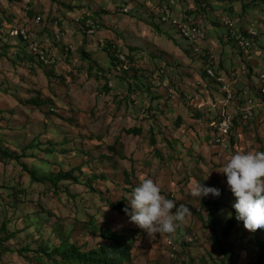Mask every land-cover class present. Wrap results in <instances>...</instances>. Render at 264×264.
Instances as JSON below:
<instances>
[{
    "label": "rangeland",
    "instance_id": "1",
    "mask_svg": "<svg viewBox=\"0 0 264 264\" xmlns=\"http://www.w3.org/2000/svg\"><path fill=\"white\" fill-rule=\"evenodd\" d=\"M130 1L0 4L8 32L0 38V232L8 223L0 235V264H61L60 256L36 253L52 254L65 241L84 252L99 248L105 242L89 231L93 221L100 230L137 235L130 264H258L255 231L239 221L224 235L235 217V197L217 171L237 152L263 150L264 116L240 122L233 138L218 145L211 127L218 114L198 115L187 94L203 84L202 104L211 107L223 99L220 85L205 77L208 66L200 54L207 49L221 60L218 73L235 68L250 83V93H257L264 75V0ZM167 11L181 23L193 20L203 37L192 42L172 22H162ZM87 17L92 28L83 26ZM227 22L237 32L260 35L261 54L256 47L252 55L262 67L231 40ZM21 27L57 55V65L18 60L24 44L9 38V29ZM110 46L115 58H126L119 72L105 52ZM245 91L237 90L240 99ZM33 100L41 107L28 105ZM178 110L191 112V118L181 119ZM133 129L141 133L128 134ZM24 167L46 180L80 169L75 176L81 184H38ZM127 175L135 184L151 178L165 198L187 205L192 215L173 234L144 232L110 209L123 198L131 200ZM197 184L216 187L221 195L194 196ZM206 200L220 206L204 205Z\"/></svg>",
    "mask_w": 264,
    "mask_h": 264
},
{
    "label": "clouds",
    "instance_id": "2",
    "mask_svg": "<svg viewBox=\"0 0 264 264\" xmlns=\"http://www.w3.org/2000/svg\"><path fill=\"white\" fill-rule=\"evenodd\" d=\"M208 64L207 60V66ZM235 72L232 71L233 74ZM202 85L199 84L200 87ZM257 96H259L258 90ZM241 105H245L242 100ZM209 108L206 106L201 110L209 111ZM217 172L226 176L228 188L235 197L232 207L235 210L236 220L243 222L245 229L250 231L264 229V151L237 152L231 155L227 163ZM192 194L202 199L210 195L219 197L221 190L197 184ZM131 197L129 203L131 211L129 208H125L124 211L129 216L130 222L149 234H173L186 217L192 215L187 205H177L174 200L165 198L161 194L159 185L151 178L142 179L134 188ZM231 215L229 213L228 218H231Z\"/></svg>",
    "mask_w": 264,
    "mask_h": 264
},
{
    "label": "trees",
    "instance_id": "3",
    "mask_svg": "<svg viewBox=\"0 0 264 264\" xmlns=\"http://www.w3.org/2000/svg\"><path fill=\"white\" fill-rule=\"evenodd\" d=\"M2 1L3 0H0V4ZM128 1L131 2L130 0H124V2L126 4ZM122 11H124V10H122ZM168 13H169L168 11L163 13L162 19ZM86 19L87 20L82 22L84 28H87V26H88L87 24L90 21H91L92 25L94 26V22L91 20V17H87ZM185 21H187L189 23H193V20H189V21L185 20ZM78 22H80V21H78ZM3 25H4V23H2L0 21V38H2L3 35H6V33H8L6 28ZM88 27L92 28L91 26H88ZM11 30H13V29H9L10 32H11ZM10 32H9V38H12L10 36ZM243 32H244V35L246 36V38L254 39L247 31H243ZM180 34H181V32H180ZM12 39H14V38H12ZM20 40L24 44V47H22L21 51L18 50L19 51L18 53L21 52V54H18V60H21L23 62H29V63L30 62L31 63L37 62L40 65L45 66V65H43V63H41L37 59V57L35 55L30 53L28 45L22 39H20ZM231 40L236 41V43L240 47L238 40L233 39L232 37H231ZM255 40L257 41L258 38L257 39L255 38ZM10 46H11V44H10ZM111 51H112V46L109 47V50L105 49V52H108L110 59L113 61L111 63V69L114 68L115 71L119 72L120 70H122L124 68L123 66L125 65V62L121 60V57L115 58L112 55ZM189 53L191 54V52H189ZM209 59L204 58V60H206V61ZM53 66H55V65H53ZM53 66H47V67H53ZM205 77L210 82H212V84L211 83H209V84H211V85L219 84L220 85V83L217 80H214L209 76L207 70L205 71ZM242 103L243 104L245 103V99H242ZM28 105L35 106L38 108L41 107V104L35 100L28 102ZM196 110L200 114L213 115L209 111H204V110H201L199 108H197ZM217 117L218 116L216 115L214 118H217ZM236 125H237V127L240 125V122L238 119L236 120ZM140 133H141V130H136V129L128 131V134H130V135H132V134L139 135ZM213 133H214V130H213ZM233 142L235 143V139H233ZM29 149H31V148H29ZM28 151H30V150H28ZM262 151H264V146H263ZM24 169L26 170L28 175L32 178L33 182L38 183V184H43V183H46L48 181L50 183L54 184L55 186L57 185V183H60V182H73V183H76L78 185L81 184L78 177L75 176L77 171H81L80 169L74 170L73 172H70V173H62L61 172L60 174H58L56 176L55 179H50V180H46L44 178L40 179L32 171L28 170L25 167H24ZM126 180H127L126 181L127 185L128 184L132 185V189H128L129 192L132 193L134 188L138 184H135L132 181V178H130V175H127ZM98 194H99V192H98ZM99 195L102 196L103 194L100 193ZM129 203H130V200H128L127 198H123L121 201H118V203H116L114 205L111 204L110 209L116 213H120L122 216L127 217L128 215L125 213L124 209L129 208V211H131ZM209 204L213 205V206H217V207L220 206V203H216V202H213L211 200H206L204 202V205L208 206ZM233 212L235 214V210H233ZM212 220H214V219L212 218ZM91 223L93 226H90L89 228H92L93 231L92 230H89V231L94 235H97L99 232L101 240L103 242H105V244L100 245L99 248H96L94 250H90L89 252L88 251L84 252L83 248L79 247L78 244L70 245V243H68L69 241H65L62 243L60 248H58L52 254H49L45 250H42L41 252H37L36 254L38 256L43 254L44 256H46L48 258H54V257L60 256L61 257V264H130L132 261V249H133L134 242L136 241L137 235L133 234V239H130L129 237H126V236L122 235L121 233H119L115 230H106V229L100 230L97 227H94V221ZM238 224H239V221H237L235 217L230 219L225 226L224 235L227 236V235L231 234L237 228ZM7 228H8V223H4L3 228L0 232V235L2 232L6 233ZM255 233H256V238L255 239L252 238L253 240H255L252 242H253V244H254V242L257 243L258 248H259L258 264H264V229H257V230H255ZM24 251H28V250H24ZM20 252H23V251H20Z\"/></svg>",
    "mask_w": 264,
    "mask_h": 264
},
{
    "label": "built area",
    "instance_id": "4",
    "mask_svg": "<svg viewBox=\"0 0 264 264\" xmlns=\"http://www.w3.org/2000/svg\"><path fill=\"white\" fill-rule=\"evenodd\" d=\"M42 17L39 16L36 19V23L40 24ZM163 22L172 24L179 29L181 35L185 36L192 42H197L200 38L203 37V29L201 26L194 23H189L184 21L181 23L176 18H173L169 13L165 15L162 19ZM227 27L230 29L231 37L239 41V45L243 52L250 53L254 49V42L259 37V34L256 31L249 30L248 33L254 38H246L244 32L236 31V24L233 22H227ZM12 38L22 39L29 47L30 53L35 55L37 59L43 63V65L53 66L58 63V57L56 54L51 53L47 48L42 46L39 42L34 41L33 36L30 30L26 27L14 28L10 32ZM203 56H206L205 54ZM122 61H126L125 57H121ZM208 69L207 72L209 76L217 80L224 94L222 101L219 103H212L209 108L210 113H215L216 110L221 112H216L218 115L217 119L212 123L211 127L214 130L215 141L218 145H226L228 141L232 138L236 130V120L240 122H249L256 118L258 114L264 116V75L262 76L261 84L258 90L259 96H254L250 91H245L241 94V99L238 96V92L234 90L233 85L228 81L224 76L220 75L216 69V62L212 57L208 60ZM233 77L236 78L237 75L233 74ZM202 85V84H200ZM245 99V105L242 106L241 102L237 106L236 101ZM190 99V98H189ZM192 99V98H191ZM234 106V107H233ZM234 109V112H230L229 108ZM206 108L205 104L199 106V109Z\"/></svg>",
    "mask_w": 264,
    "mask_h": 264
},
{
    "label": "crops",
    "instance_id": "5",
    "mask_svg": "<svg viewBox=\"0 0 264 264\" xmlns=\"http://www.w3.org/2000/svg\"><path fill=\"white\" fill-rule=\"evenodd\" d=\"M247 32H248V30H247ZM260 37V36H259ZM258 40H259V38H258ZM258 40H257V42L255 43V48H256V50H257V52H256V55H260L261 54V52H259V48H258V46H257V43H258ZM208 42V41H207ZM254 48V49H255ZM210 49V48H209ZM204 50H206V49H204ZM207 52H208V54H207V56L206 57H204V56H202L201 54H200V56H201V58L204 60V58H210V57H212L213 58V60L216 62V65H217V67H218V64L220 63L221 64V60H217V58H216V56H215V54H214V52L210 49V50H208L207 49ZM213 53L214 55H212L211 53ZM255 52H250V53H245V54H243L245 57H250V59H252L253 60V62H252V64H255V63H257V67H262L263 66V64H260V62H259V60L260 59H258L257 57H255V56H253L252 54H254ZM205 54V55H206ZM256 58H257V60H256ZM204 61H206V60H204ZM206 63H207V61H206ZM186 65H188L189 63L188 62H186L185 63ZM250 64V63H249ZM190 65V64H189ZM228 66V65H227ZM220 68V67H219ZM258 69V68H257ZM232 71H236L234 74H236L237 75V77L236 78H234L233 77V75H231V74H233L232 73ZM222 73H223V76L228 80V81H230L231 83H232V85H233V88H234V90H243V89H247L248 91L250 90L249 89V87L248 86H250V83H248V82H246V80H245V82H244V79L242 78V79H239V76L241 75L242 76V74L238 71L237 72V70L234 68V69H232V68H229V66H228V71L227 70H222ZM243 74H246V72H243ZM247 83H248V85H247ZM258 85V84H257ZM259 86V85H258ZM256 87L257 86H255V90H256ZM202 89H201V87H200V89L199 90H197V92L196 93H194V94H192L193 96H191L190 94H187V96L190 98V100H191V98L192 99H194L193 101H192V106L194 107V108H199V106L200 105H202V103H203V96L201 95V93H202ZM241 94H243V93H241ZM252 95H254V96H257V93L255 92V91H253V93H252ZM202 98V99H201ZM174 105L176 106V104L174 103ZM190 109V108H189ZM179 112H181V115H180V118L181 119H184V120H186L187 121V119L189 120L191 117H190V115H191V112H189L188 114L187 113H184V111L183 110H178ZM173 114H175V112L173 113ZM198 115H200V113H198Z\"/></svg>",
    "mask_w": 264,
    "mask_h": 264
}]
</instances>
